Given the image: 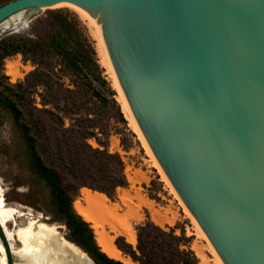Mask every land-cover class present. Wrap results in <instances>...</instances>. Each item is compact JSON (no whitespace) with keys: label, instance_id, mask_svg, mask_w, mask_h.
Wrapping results in <instances>:
<instances>
[{"label":"water","instance_id":"obj_1","mask_svg":"<svg viewBox=\"0 0 264 264\" xmlns=\"http://www.w3.org/2000/svg\"><path fill=\"white\" fill-rule=\"evenodd\" d=\"M61 2L102 28L142 133L225 264H264V0H9L0 22Z\"/></svg>","mask_w":264,"mask_h":264},{"label":"trees","instance_id":"obj_2","mask_svg":"<svg viewBox=\"0 0 264 264\" xmlns=\"http://www.w3.org/2000/svg\"><path fill=\"white\" fill-rule=\"evenodd\" d=\"M6 1L9 0H0V5ZM37 27L44 30L45 37L38 35ZM19 53L35 67L18 83H9L3 71L4 61ZM97 54L76 11L48 9L44 16L31 21L25 31L0 38V107L13 117L14 128L26 145L31 166L52 193L53 212L69 230L68 238L95 264H124L102 250L91 223L73 205V196L78 195L81 187L100 191L114 200L117 188L128 185L123 159L109 151L108 136H99L103 131L95 117L89 116L91 111L88 115L83 112L85 96L105 102L112 93L104 88L107 82L101 74ZM64 77L71 86L63 82ZM90 138H95L100 146L89 144ZM52 151L66 171L80 180L77 185L65 187L62 175L43 160L42 154ZM88 178L105 181L92 183ZM135 229V246L124 235L115 237L117 246L134 261L200 264L188 238L173 228L163 227L147 217Z\"/></svg>","mask_w":264,"mask_h":264},{"label":"rangeland","instance_id":"obj_3","mask_svg":"<svg viewBox=\"0 0 264 264\" xmlns=\"http://www.w3.org/2000/svg\"><path fill=\"white\" fill-rule=\"evenodd\" d=\"M58 8L70 9L79 14L93 45L96 46L98 50L100 59L98 54L97 57L101 68V74L107 82L104 88L112 92L107 96L108 98L105 102L97 97H91L90 95L85 96L86 105L83 108L85 115H88V111H91L89 116L95 117L96 123L101 127L103 133H99V136H108L106 139L108 140L109 151L118 153L124 161V171L128 180V185L126 187H118L116 198L112 200L108 196L109 200L118 203L121 211H128L127 221L133 229H135L137 223L144 221L147 217L152 219L153 214L163 212L164 215H166V222L162 226L173 228L179 235L184 234L188 238L189 245L196 253L200 264H218L215 261L216 255L214 251H212V246L210 242H208L207 236H204L203 230L200 229L198 226L199 224L191 213H189L172 185L163 177L162 172L157 166L158 162L155 156L147 151L138 132L134 130L129 119L124 114L125 112L123 111L121 101L118 97V92L113 85L112 74L103 61V54L98 44L99 40L95 37V28L93 24H91L90 18L84 16V14L73 5L61 4L59 6L42 8L34 12L28 25L21 26L18 29L11 28L4 30L24 12L21 11L16 13V15L10 16L0 24V38L8 34L25 31L35 18L44 16V13L47 12L48 9ZM37 33L40 37H45L44 30L39 29V27H37ZM34 67L35 65L30 61L24 60L22 54L19 53L5 59L3 71L6 80L9 83L15 84L22 80L29 71L34 69ZM63 82L71 86L69 79L66 77L63 78ZM37 105L42 107L40 103ZM66 125H68V121H66ZM88 143L93 147L100 146L95 138L88 139ZM42 156L43 160L48 165L54 167L62 175V183L65 187L75 186L80 182L79 179L66 171L62 166V161L53 151L50 152V154H42ZM88 179L92 183H102L105 181H97L93 178ZM0 185L5 203L18 209L15 219H11L8 226L10 233H13L14 237L8 235L9 232L6 231L7 229L0 221V239L7 250L8 264L55 263V255L53 257L51 250L56 251L62 248V246H59V236H55L54 238L51 232L47 230H41L39 232V228L36 225L25 232H21L27 237V245H25L22 240H17L19 237L18 230L25 227L33 217L42 222L56 224L59 234L64 235L69 241L77 245L68 238L69 230L66 225L58 220L54 214L52 193L44 179L31 166L26 145L14 128L13 117L7 110L1 107ZM86 188L89 187H81L78 195L73 196L74 206L76 202L86 204ZM122 200H126V202L124 203ZM144 200H148L150 203H144ZM106 231L114 235V241L115 237L119 235L118 233H113L109 227H106ZM39 243L45 247L47 245V249L50 252L43 246H40ZM202 244L206 246L204 254L199 252V247ZM78 247L82 249L80 246ZM86 254H74L72 264H95L92 258ZM30 257H33V259Z\"/></svg>","mask_w":264,"mask_h":264},{"label":"bare ground","instance_id":"obj_4","mask_svg":"<svg viewBox=\"0 0 264 264\" xmlns=\"http://www.w3.org/2000/svg\"><path fill=\"white\" fill-rule=\"evenodd\" d=\"M61 4L73 5L76 9H78L80 12H82L84 14V16H88L90 18L91 24H93V27L95 28V30H94L96 32L95 37H97L99 40L98 44L100 45V50L103 54V61L112 74L113 85L118 92V97L121 101L123 111L125 112L124 114L129 119L130 124L133 126L134 130L138 132V134H139L145 148L147 149V151L150 152L153 156H155V158L158 162L157 166L159 167V170L162 172L163 177L167 180L168 183H170L172 185L170 179L168 178L166 172L162 168L160 162L158 161L156 155L154 154V152H153L151 146L149 145L147 139L145 138L144 134L142 133V131H141V129H140V127L136 121V118H135L126 98H125V95L122 91L119 80L117 78L116 72L114 70V67H113L107 46H106V42L104 40L102 28H100L98 26V24L93 19V17L87 11H85L82 7H80L76 4L70 3V2H61V3H58L54 6H59ZM22 11H25V10H22ZM19 12H21V11H19ZM16 13H18V12H16ZM16 13H14V14L16 15ZM24 13L25 12H23L12 23H10L4 30L11 29V28H17L19 26L24 25L27 22V17ZM14 14H12V15H14ZM2 22H0V24ZM12 70H14V69H12ZM14 71H16V70H14ZM172 187L174 188L173 185H172ZM86 189H87L86 193H85L86 204L76 202L75 207H76L77 211L87 221H89L91 223V225L94 229L95 235H96V239H97L99 245L102 247V250L105 251L110 257L121 260L124 264H140L139 262L134 261L130 256L124 254L123 251L115 243L114 235H111L106 231V227H109L110 230L113 231V233H118V234L124 235L126 237L127 241H129L130 243L136 244L137 243V234H136V231L132 228V226L127 221V216H128L127 212L128 211L127 210H126L127 212L121 211L119 208V204L116 202L110 201L106 194H104L100 191H96V190L94 191L90 188H86ZM174 190L176 191L175 188H174ZM176 193H177V191H176ZM178 196H179V194H178ZM122 202L125 203L126 200H122ZM127 202H129V201H127ZM143 202L144 203H150L148 200H144ZM183 204L185 205L184 202H183ZM185 207L187 208L186 205H185ZM17 210L18 209H16L15 207L10 206V205L5 203L4 198L2 196V190H1V185H0V221L4 224L5 228L7 229L6 231L9 232L8 235L10 237H14L13 236L14 234L10 233L8 226H9L11 219H15V215L18 212ZM188 211H189V209H188ZM189 213H191V212L189 211ZM191 215H192V213H191ZM152 219L157 224L162 226L166 222V215H164L163 212H159V213L157 212L156 214H153ZM36 225L39 228V232L41 230H43V231L47 230V231L51 232V234L54 238H55V236H59V241H60L59 246H62V248L58 249L56 251L51 250V254H53V257L55 255V257H54L55 263H53V264H72L73 259H74V254H76V255H79L80 253L86 254L77 245H75L73 242L69 241L64 235L59 234L58 226L56 224H50L47 222H42L38 219H35L34 217H33V219L29 220L28 224L25 227L18 230L19 233L17 231L18 236H19L17 238V240L18 241L22 240L23 243L25 245H27V243H26L27 237L25 234H22L21 232H25L29 228H31L32 226H36ZM198 226L200 227L201 230H203L200 225H198ZM203 233H204V236H207V234L204 232V230H203ZM206 238H208V242H210V244L212 246V251H214V253L216 255V257H215L216 263L225 264V262L223 261V259L219 255V253L216 251V249H215L214 245L212 244L211 240L209 239V237L207 236ZM39 245L43 246L41 243H39ZM43 247L46 249L48 248L47 245H46V247L45 246H43ZM43 247H41V248H43ZM204 250H206V246L204 244L200 245L199 252L204 254ZM31 259H33V257ZM32 262H33V260H32ZM0 264H8L7 250H6V247H5V245L1 239H0Z\"/></svg>","mask_w":264,"mask_h":264}]
</instances>
